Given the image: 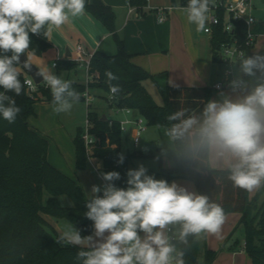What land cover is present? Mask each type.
Listing matches in <instances>:
<instances>
[{"label":"clouds","instance_id":"obj_1","mask_svg":"<svg viewBox=\"0 0 264 264\" xmlns=\"http://www.w3.org/2000/svg\"><path fill=\"white\" fill-rule=\"evenodd\" d=\"M214 5L215 0H188L186 6L174 7L199 32L206 30ZM85 10L86 0H0V117L14 123L22 111L7 93L19 96L30 84L21 82L19 70L31 71L33 65L30 34L48 37L53 27L71 23ZM22 54L27 60L21 64ZM227 55L235 57L229 90L219 92V99L203 101L202 110L172 112L167 117L168 141L155 143L160 154L154 159L164 157L169 166L193 175L224 173L234 188L253 193L264 188V52L247 55L230 50ZM54 68L55 64L45 65L36 75L51 90L53 112H69L80 101V93ZM105 75L109 98L116 99L122 88L112 81L119 77L110 70ZM138 138L133 135L137 143ZM123 162L121 154L118 163ZM99 176L103 184L91 187L84 205L92 233L82 236L70 223L56 239L80 249L78 264H185L186 250L178 245L190 247L189 238L222 237L225 210L206 193L157 179L144 164L127 171L124 188L115 184L121 179L117 171Z\"/></svg>","mask_w":264,"mask_h":264},{"label":"trees","instance_id":"obj_2","mask_svg":"<svg viewBox=\"0 0 264 264\" xmlns=\"http://www.w3.org/2000/svg\"><path fill=\"white\" fill-rule=\"evenodd\" d=\"M178 1V2H177ZM188 0H172L186 6ZM132 6L138 7L141 14L147 0H130ZM86 11L99 20L112 34L118 51L108 54L102 50L94 53L90 63V73L95 80L89 86L73 81L72 87L80 93V101L86 102L85 92H99L108 99L109 84L106 70L112 71L119 80L122 92L110 108H130L140 113L150 126H170L167 117L181 108L202 110L203 101L211 99L213 88L210 87H179L167 85L160 88L164 103H157L145 86L147 80L156 82V76L150 74L141 66L131 61L125 41L117 32V16L114 8L103 0H86ZM224 13H221L223 17ZM223 21V20H222ZM29 51L42 56L54 46L49 36L30 34ZM237 40L239 45L254 53L253 45L248 46V26L242 20L234 21V28L228 32L224 22L214 26L211 38L215 60L221 62L219 49L222 43ZM264 52V49L260 50ZM10 55V53H9ZM59 71H73L79 67L75 60L65 58L58 60ZM20 80L26 81L27 72L22 68ZM38 91L29 95L25 86L24 94L14 97L17 106L22 111L14 123H9L0 117V264H78L76 253L80 250L71 245H61L56 242L60 233L49 221L66 219L80 230L82 236L92 233V222L84 213L88 197L84 188L76 180L61 172L48 160V140L33 129L29 118L35 114V103L46 101L52 103V94L44 82L38 85ZM97 90V91H94ZM0 91H3L0 88ZM88 118L90 131L98 137L92 156L102 161V171H117L121 179L115 181L117 187H127L126 173L130 169L132 159L138 152L124 154L122 152L121 125L118 120L110 124L90 104ZM84 127H79L74 136L76 148V166L83 169L87 166L88 157L82 138ZM115 146V147H114ZM124 156L123 164L118 163L120 155ZM167 178L182 175L178 168L166 170ZM199 192L206 193L211 200L220 204L225 213H242L240 224L245 232V250L253 264H264V188L257 191L253 198L243 189L234 188L226 179L224 173H213L203 176L193 175L187 171ZM69 198L71 204L64 205L61 197ZM234 234V232H233ZM225 241L226 247L232 235ZM190 247L185 248V264H213L220 251L208 248L206 236L193 241L189 238Z\"/></svg>","mask_w":264,"mask_h":264},{"label":"crops","instance_id":"obj_3","mask_svg":"<svg viewBox=\"0 0 264 264\" xmlns=\"http://www.w3.org/2000/svg\"><path fill=\"white\" fill-rule=\"evenodd\" d=\"M103 1L112 6L116 12L117 32L125 41L126 50L131 55V61L156 76V82L153 80L145 82V86L154 99L155 94L162 96L160 88H165L167 85L213 88L214 84L221 80L223 67L221 62L214 58L211 37L205 33V30L197 32L195 26L187 22L186 16L178 8L174 7L176 5L172 3V0H170V3L167 0H147V4L142 9L144 14H141L136 6L137 12L131 14L130 0ZM252 3L256 20L250 27V33L253 39L252 49L257 52L264 49V0H252ZM177 5L181 6L179 3ZM170 7L172 9L167 11L166 19L161 22L158 9ZM207 24L208 21H206ZM49 38L54 46L42 56L33 55L31 57V62L39 68L45 65L51 67L54 62L65 58L76 61L79 55V46H82L86 58H90L98 50L108 54H116L118 51L112 34L86 10L84 15L72 18L71 23L60 28L53 27ZM68 52L70 55H67ZM53 71L64 80L86 83L87 73L81 66L73 71H59L58 67L55 66ZM28 77L31 76L28 74ZM213 91L211 99H219V92L214 89ZM91 95L93 99L102 98L99 92H93ZM94 109L102 117L107 116V119H111L103 109L97 107ZM137 113V111H134L132 114H128L123 110H115L114 114L116 116H114L113 120L131 119L138 116ZM61 115L62 113L56 114L53 112L52 103L39 101L35 103V114L29 118V123L33 129L48 140L49 162L68 175L66 173L65 155L63 153L62 156L57 154L54 144H50V138L57 143L58 137L60 139L63 137ZM79 127L84 126L78 125L77 129ZM127 130L131 132L130 135L134 133L132 125H128ZM75 134L76 132L71 135L73 142ZM141 146L142 140L135 148L139 147L140 149ZM122 152L124 154L133 153L132 151L125 152L123 143ZM134 152H138L134 158L152 155L150 152L143 150H135ZM89 162L99 170V173L102 172V161L100 159L92 157ZM133 165V162H131V169ZM144 166L148 168V174L154 175L157 179H166L169 182L176 181L198 191L196 184L186 177L187 171L180 166H169L164 157H161L155 164H146ZM171 168H178L182 175L167 178L166 170ZM68 176L81 184L87 197H89L87 189L80 182V179ZM249 196L253 198L255 196L254 192L249 193ZM241 218L242 213L231 212L226 214V221L222 226V237L206 236L208 248L220 251L213 264H253L244 247L245 232L243 226L239 225ZM48 219L60 234L66 229L64 222L51 217H48ZM231 234L233 235L225 247L224 243ZM203 256L204 254L201 255V264L203 263Z\"/></svg>","mask_w":264,"mask_h":264},{"label":"built area","instance_id":"obj_4","mask_svg":"<svg viewBox=\"0 0 264 264\" xmlns=\"http://www.w3.org/2000/svg\"><path fill=\"white\" fill-rule=\"evenodd\" d=\"M131 10L130 13H136V8L135 6H132L131 3H129ZM172 7L170 8H159L158 11L160 13L159 20L163 22L166 19V13L167 11L171 10ZM224 13L223 17L221 16V13ZM139 13V12H138ZM140 15V14H138ZM223 20V21H222ZM237 20H242L246 23L248 26V41L247 45L251 46L253 44V39H252V34L250 33V27L251 25L255 22L256 18L254 16V5L252 3V0H215V5L211 8L210 13H209V20L208 24L206 25V30L205 33L208 34L211 38L213 37V32H214V26L221 24V22H224V28L226 31L231 32L234 28V21ZM230 50H236L238 52H244L245 54L249 55V51L243 49L237 40H232L231 42H225L222 43L221 48L219 49V55L221 58V65L223 67V78L214 84L213 89L221 92H227L228 89V81L232 78L231 77V72L233 69L231 68V63L235 62V57H229L227 55V52ZM78 57L76 58V62L79 63V66L83 67L86 70L87 77H86V85L87 87L89 84L94 82L95 77L90 73V63H91V58H86L85 57V52L82 48V46L78 47ZM57 62H54L55 66H57ZM26 81H30V84L26 85L27 87V92L29 95L33 96L35 92L38 91V85L36 84L35 81L31 78L28 77ZM32 89H35L33 91ZM85 98L86 101L88 102V108L90 106V102L92 101L93 97L89 93V89L87 88V91L85 92ZM110 96V95H109ZM115 99H110L108 97L107 102L108 105L111 106L114 103ZM116 111H125L128 114H132L135 110L130 109V108H123V109H116L112 108ZM110 124L113 123V119H109ZM121 125V130L122 132L127 131L128 125H132L134 127V133L132 134V139L133 135L135 134L138 138V143L136 140L133 139V142L135 146H138L141 142L142 134L146 130V125L147 121L146 119L141 115V116H136L131 119H126V120H121L119 121ZM90 121L87 115V123L84 126V131L82 134V138L85 143V149L87 153L88 160H91L93 157V151L96 145V142L98 141V137L91 133L90 131Z\"/></svg>","mask_w":264,"mask_h":264},{"label":"rangeland","instance_id":"obj_5","mask_svg":"<svg viewBox=\"0 0 264 264\" xmlns=\"http://www.w3.org/2000/svg\"><path fill=\"white\" fill-rule=\"evenodd\" d=\"M168 3H170V0H167ZM223 78V75L221 79ZM97 91V90H94ZM98 92V91H97ZM155 99L157 103L163 104L164 101L162 99V96L160 94H155ZM90 104L92 105L93 108H101L107 114L109 115V118L113 119L116 116L115 110L110 108L108 105V102L104 98H94ZM87 112H88V102H78L73 105L72 109L69 112H64L61 115V122L63 131L62 135L63 137H58L57 143L50 138V144H54L56 153L59 154L60 156L65 155V162L67 165L66 168V173L74 178L80 179V182L85 185L87 189V193L91 191V187L93 185H102L103 181L99 176V170L93 167L91 163L88 160L87 166L83 169H78L76 166V148L73 142L72 134L77 132V126L78 125H83L85 126L87 123ZM138 116H141L140 113H137ZM34 116V115H32ZM167 126H150L146 125V130L142 134V146L138 148H135V145L133 144V141L131 139L132 135H130V131H124L122 135V143L124 147V151H132L134 152L135 150H143L147 149L148 152H150L152 155L147 156V157H139V158H134L133 159V167L132 169H136L140 164H155L159 160H155L154 158L159 156L160 154V148L156 146L155 143H160V142H167L168 138L166 135L167 131ZM55 131V130H53ZM162 134H160V133ZM54 133V132H53ZM52 137V136H51ZM56 139V138H55ZM60 149H59V148ZM144 151V150H143ZM131 169V168H130ZM103 172V171H102ZM257 191L254 192V195H256ZM89 194V193H88ZM65 197L62 202L64 205H70L71 202L68 197ZM62 198V197H61ZM61 222H64V224L67 225L70 224L71 222L62 219L60 220ZM72 224V223H71Z\"/></svg>","mask_w":264,"mask_h":264},{"label":"water","instance_id":"obj_6","mask_svg":"<svg viewBox=\"0 0 264 264\" xmlns=\"http://www.w3.org/2000/svg\"><path fill=\"white\" fill-rule=\"evenodd\" d=\"M67 55H70L69 52ZM27 60V55L22 54L21 55V64ZM32 63V62H31ZM33 64V63H32ZM39 71V67L33 64L31 66V71L25 70L27 74L31 76V78L35 81L36 84H41L43 83V77L42 76H37L36 73ZM104 120H107V116L103 117Z\"/></svg>","mask_w":264,"mask_h":264}]
</instances>
